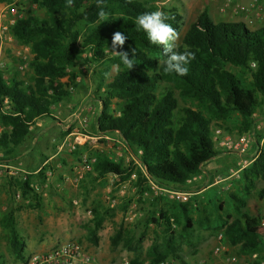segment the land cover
<instances>
[{"label":"trees","instance_id":"trees-1","mask_svg":"<svg viewBox=\"0 0 264 264\" xmlns=\"http://www.w3.org/2000/svg\"><path fill=\"white\" fill-rule=\"evenodd\" d=\"M29 1L42 11V16L28 14L15 19L8 32L17 44L28 47L30 74L23 82L15 74L4 80L0 71V163L10 159L36 120L50 118V107L68 96L69 84H62L59 79L80 61L86 67L98 65L94 73L95 90L101 91V95L95 130L98 134L116 133L136 161L133 188L140 195L147 191L149 182L157 187L190 191L193 186L186 181L199 175L201 166L220 153L211 141L212 124L220 121L214 128L230 133L227 120L235 114L240 119L235 136L244 134L252 127L255 110L264 106V26L249 30L242 23L213 22L202 10L188 25L175 49L195 54L188 65V74L178 76L164 71L167 56L163 46L152 44L136 24L139 15L162 11L168 17L166 23L178 31L181 16L174 9L160 6L162 0H104L107 20L99 17L96 0H72L71 6L67 0ZM11 2L0 0V4ZM115 32L127 37L117 50L126 51L133 58L135 65L131 70L110 50ZM112 65L118 66V70L105 82ZM76 76L69 73L68 81ZM91 166L93 181L106 175L127 181L132 173L130 168L105 158H95ZM240 178L244 196L256 179H264V146L249 167L242 170ZM211 184L208 182L207 188L188 202H172L165 210L156 208L157 217H151L150 223L168 233L171 222H188L190 207L198 211L199 203L207 200L205 191ZM17 188L22 197L35 199L26 178ZM229 197L235 217L222 218L218 214L220 205L215 201L211 206L215 222L222 227L228 244L237 246L242 254L254 255L252 264H260L264 262V228L240 211L243 197L233 194ZM259 197L264 198L263 189ZM208 201L211 203L209 198ZM90 213L92 227L87 235L95 245L96 233L107 212L92 209ZM0 229L8 252L23 260L24 244L15 230L13 211L2 215ZM122 236L119 228L109 239L110 246L115 247ZM147 257L148 264H162L168 259L187 264L171 240L163 243L162 252L151 247Z\"/></svg>","mask_w":264,"mask_h":264},{"label":"rangeland","instance_id":"rangeland-1","mask_svg":"<svg viewBox=\"0 0 264 264\" xmlns=\"http://www.w3.org/2000/svg\"><path fill=\"white\" fill-rule=\"evenodd\" d=\"M206 1L217 3L219 14L230 13L232 16H240L231 11L236 5H244L249 9H254L255 6L251 7L253 5L264 8V0H250L247 4L235 0ZM204 2L162 0L159 3L162 7L174 9L181 16L177 45L188 25L202 11ZM221 7L223 11H219ZM28 14L41 17L43 13L29 0H12L10 4H0V71L4 80L15 74L17 80L25 82L30 74L27 69L31 57L28 47L17 44L8 32L15 19ZM254 27L256 25L246 28L253 30ZM97 69L98 65L90 69L81 61L68 68L67 75L59 79L60 83L69 84L68 96L50 107V118L36 120L24 142L13 150L10 159L0 163V218L6 212L13 211L15 230L25 245L22 258L46 251L51 245L67 239L80 243L99 264H148V250L155 247L158 252H162L163 243L171 240L187 264H252L254 255L240 253L237 246L228 244L224 239L222 227H218L215 222L216 216L211 207L216 201L220 205L218 214L222 218L226 215L234 218L233 203L229 197L233 194L244 198L241 212L257 221H264V198L259 197L260 190H264V179H256L246 196L242 191L240 174L251 162L237 175L227 179L229 169L236 168L235 163L239 159L236 155L219 153L204 163L201 170L208 174L207 182L195 183L190 190L195 191L212 182V187L205 191L207 200L199 203L198 211L190 207L188 222H171V229L165 233L161 226L149 220L157 217L156 208L169 209L170 203L174 201L151 190L149 185L142 195L137 194L133 182L134 168L138 165L130 160L116 133L98 134L95 130L100 109L98 95H101V91L95 90L94 73ZM81 70L85 72L81 73ZM116 72L117 67L110 66L105 82H109ZM69 73L74 76L80 74V80L68 81ZM179 106H182L180 102ZM6 108L4 101L3 109ZM251 119L252 127L246 132L251 139L246 161L252 160L256 151L264 146L263 107L256 109ZM220 123L216 121L211 127ZM239 123V117L232 115L225 123L230 133L225 134L235 138V127ZM92 158L120 163L124 168H130L132 173L127 181H120L112 175L93 181L92 166L88 171L84 170ZM127 159L128 163H125ZM25 178L34 190L35 199L22 197L18 191V184ZM92 209H97L99 213L107 212L101 229L96 233L95 245L87 235L92 227ZM119 228L123 232L122 239L115 247H111L109 239ZM218 236L221 237L219 242L216 240ZM214 248H218L215 254ZM21 261L8 252L0 229V264H19ZM170 261L168 259L165 262L168 264Z\"/></svg>","mask_w":264,"mask_h":264},{"label":"built area","instance_id":"built-area-1","mask_svg":"<svg viewBox=\"0 0 264 264\" xmlns=\"http://www.w3.org/2000/svg\"><path fill=\"white\" fill-rule=\"evenodd\" d=\"M229 1V0H224ZM255 6V7H254ZM254 9H249L244 5H236L232 8V13L239 14L243 17L244 21L247 25L253 24V22L257 20L264 19V8L261 6L253 5ZM223 7L219 8V11H223ZM13 11V9L11 10ZM4 29V28H2ZM89 56V54L87 55ZM90 69H93V66H89ZM21 70V66H19ZM86 70V69H85ZM85 70H81V73H84ZM84 71V72H83ZM80 74H78L74 80H80ZM264 109V106H263ZM211 141L213 143L214 149L223 154H233L236 155L239 159L235 163V169H229V174L226 176L230 178L234 175H237L245 166H247L250 162H252L257 155L259 154L260 149L256 151L252 160L246 161L245 156L249 154L251 139L247 133L236 136L235 138H231L228 135L224 134V132L219 128H213L211 131ZM130 160L133 161L136 165V161L130 157ZM89 165L84 166V170L88 171L90 166L94 163V159L89 160ZM125 163H128V159L125 160ZM113 176V175H112ZM115 177V176H113ZM208 180L207 174L202 171L199 175L193 176L186 181L187 185H191L195 183H206ZM225 180V179H223ZM151 190L164 195L171 201L185 203L188 202L193 196H199L205 188L200 187L197 191H183L172 188H163L157 187L152 183H148ZM259 227L264 228V221H259ZM220 236L216 238V240L220 241ZM218 248H214V254L217 253ZM19 264H99L95 261L93 256L86 251V249L75 240H64L63 242L52 245L46 251L37 252L30 254L23 258V260ZM162 264H167L166 262ZM168 264H175L173 261H170Z\"/></svg>","mask_w":264,"mask_h":264},{"label":"clouds","instance_id":"clouds-1","mask_svg":"<svg viewBox=\"0 0 264 264\" xmlns=\"http://www.w3.org/2000/svg\"><path fill=\"white\" fill-rule=\"evenodd\" d=\"M68 6H71L72 0H67ZM96 6L100 9L98 15L101 19L107 20L108 14L104 11V0H96ZM167 15L162 11L143 13L136 18L138 29H142L148 36L149 41L154 45H162L163 51L167 56L164 71L166 73H175L178 76L188 74V65L195 58V54L185 49L183 53L175 51L179 33L169 23H166ZM127 37L121 32H115L112 36L110 50L119 55L121 62L128 69H133L135 63L133 58L129 57L126 51H118L123 47ZM135 55L134 49L132 56ZM118 70V66H117Z\"/></svg>","mask_w":264,"mask_h":264},{"label":"crops","instance_id":"crops-1","mask_svg":"<svg viewBox=\"0 0 264 264\" xmlns=\"http://www.w3.org/2000/svg\"><path fill=\"white\" fill-rule=\"evenodd\" d=\"M199 1V0H198ZM238 1L240 3L243 4H247L250 2V0H235ZM217 3L215 2H210V1H206L204 2V6L202 10H205L208 17L213 21V22H234V23H242L245 27L247 26H253L256 25V27H254V29H258L260 27L264 26V20H255L253 22V24L251 25H247L246 22L244 21L242 16H232L230 13H225V14H219L217 12ZM195 17V16H194ZM253 29V30H254ZM24 244V243H23ZM52 246V245H51ZM25 247V245H24ZM51 248V247H50ZM37 253V252H36ZM30 255V254H29Z\"/></svg>","mask_w":264,"mask_h":264}]
</instances>
